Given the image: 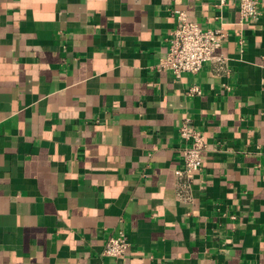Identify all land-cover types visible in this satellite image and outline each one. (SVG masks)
Here are the masks:
<instances>
[{"label":"crops","instance_id":"0c3cea01","mask_svg":"<svg viewBox=\"0 0 264 264\" xmlns=\"http://www.w3.org/2000/svg\"><path fill=\"white\" fill-rule=\"evenodd\" d=\"M239 1L0 0V264H264V0L252 22ZM179 13L224 33L227 73L153 68Z\"/></svg>","mask_w":264,"mask_h":264},{"label":"built area","instance_id":"2783aa9c","mask_svg":"<svg viewBox=\"0 0 264 264\" xmlns=\"http://www.w3.org/2000/svg\"><path fill=\"white\" fill-rule=\"evenodd\" d=\"M238 10L242 22H252L260 14L259 0H240ZM223 38L224 33L219 28H204L179 13L168 38L166 55L153 68L159 72L169 71L179 78L183 73H197L207 61L213 64L216 73H227L225 58L220 52ZM199 92L197 86H191L187 90L190 95ZM178 136L181 141L180 166L174 170L175 195L178 200L190 202L196 175L201 169L205 137L190 117L183 118L179 124ZM128 246L126 235L119 231L105 240L101 254L118 260L124 256Z\"/></svg>","mask_w":264,"mask_h":264}]
</instances>
